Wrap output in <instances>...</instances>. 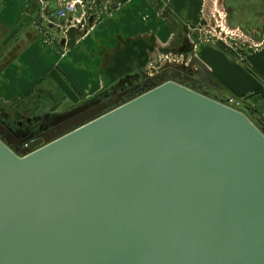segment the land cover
<instances>
[{"label": "water", "instance_id": "95a60500", "mask_svg": "<svg viewBox=\"0 0 264 264\" xmlns=\"http://www.w3.org/2000/svg\"><path fill=\"white\" fill-rule=\"evenodd\" d=\"M17 154L0 136V264H264V132L166 82Z\"/></svg>", "mask_w": 264, "mask_h": 264}, {"label": "crops", "instance_id": "0c3cea01", "mask_svg": "<svg viewBox=\"0 0 264 264\" xmlns=\"http://www.w3.org/2000/svg\"><path fill=\"white\" fill-rule=\"evenodd\" d=\"M69 1L0 0L6 33L0 102L26 109L35 105L30 96L56 102L57 90L74 102L92 98L124 72L147 68L161 49L187 35L193 56L215 82L211 96L228 98L224 86L234 96H248L252 108L264 104V49L243 55L239 47L227 50L209 39L196 24L210 0H78L75 13L59 18L58 10ZM227 4L222 0L221 7L229 10ZM228 13L235 22L229 30L238 34L242 26Z\"/></svg>", "mask_w": 264, "mask_h": 264}, {"label": "flooded vegetation", "instance_id": "af4514ba", "mask_svg": "<svg viewBox=\"0 0 264 264\" xmlns=\"http://www.w3.org/2000/svg\"><path fill=\"white\" fill-rule=\"evenodd\" d=\"M219 1L217 0V7L223 10L225 17L219 16L216 21L223 19L219 26L230 28L234 24L229 17L230 10L223 9L222 0ZM244 4L241 12L244 15L241 19L243 22L239 23L242 27L239 28L238 35L231 37L230 41L245 55L246 52L264 49V0H247ZM230 13L234 15L233 12ZM207 37L210 39L211 36ZM238 41L247 45L249 49ZM153 49L156 50V47ZM161 51L162 53L151 58L147 68H132L124 72L123 76L106 89L92 98L82 100L70 109L58 111L54 106L44 108L45 105L38 103L26 109L16 104L8 108L0 106V136L10 143L14 152L22 154L37 144H45L46 140L69 128L76 119L88 115L84 112L73 118H66L68 114L81 107H91L89 110L92 113L103 108L110 109L166 82H174L209 95L216 91L213 78L203 64L193 56L194 44L187 35L179 37L173 46Z\"/></svg>", "mask_w": 264, "mask_h": 264}, {"label": "rangeland", "instance_id": "374dc122", "mask_svg": "<svg viewBox=\"0 0 264 264\" xmlns=\"http://www.w3.org/2000/svg\"><path fill=\"white\" fill-rule=\"evenodd\" d=\"M214 13H215L214 6H213V3L210 0L209 4L207 5V8H205V14L204 15L202 14V16H201L202 19H200L198 21L196 26L198 28H202V31H203V33L205 35L211 36L210 39H213L214 41L218 42V44H220L221 46L225 47V49L231 50L230 48H233L232 45H230L231 37H228L229 35L226 32L225 33L222 32V30H221L222 27L219 26V24H221V20L219 19V21H216V19H218L219 15H217V13H215L216 15H214ZM211 32H213V33L211 34ZM215 34H219L220 36L226 38L228 40V42H226V40L224 41V39L217 38ZM5 35H6L5 30H3L0 27V55L2 53V49L6 46V44H5L6 43L5 42V38H6ZM238 43L239 44H243V43H241L239 41H238ZM244 46H245L246 49H249V47L247 45H244ZM237 51L240 52L239 50H237ZM238 57L243 59L241 56H238ZM47 84L45 83V86H48ZM222 88L226 91L227 95H229L228 98H226L224 100L227 104L229 103L230 105L240 109L241 111H243L245 113H248V112H246L247 111V106L250 107V105H248V99H249L248 96L247 97H237V96H234L233 94H231L226 88H224V87H222ZM55 95H56V99H55L56 102H53L52 100H50V98H48L46 95H44V96H42L40 98H37V99L34 98V97L32 98V96H30L29 98H31V100L34 99V101L32 103H36V104L39 103V104H43L45 106H49L50 104H54L55 105V109H57L58 111H61V110H64V109H70L73 105H75V102H77L76 104L82 102V101H80V102L79 101H75L74 102V101H71V100H66V98L60 93L59 90H57L55 92ZM261 104H260L261 107H257V106L254 107V108H256V109H258L260 111V115H257V114L251 115L250 114L251 115V119L257 125L260 124L259 120H262V123H264V110H263L264 109V104H262V105ZM0 105L1 106H5L7 108L10 106V104H6V103H3V102H0ZM21 108H23V107H21Z\"/></svg>", "mask_w": 264, "mask_h": 264}, {"label": "built area", "instance_id": "2783aa9c", "mask_svg": "<svg viewBox=\"0 0 264 264\" xmlns=\"http://www.w3.org/2000/svg\"><path fill=\"white\" fill-rule=\"evenodd\" d=\"M77 4H78V0H71V1L67 2L62 8H60V9L58 10V12H57V16H58L59 18H65V17H67L69 14H73V13H75V12L77 11ZM213 6H214V11H215V13H217V15H219L220 17L224 18V17H225V13L223 12V10H220V9L217 7V0H214V1H213ZM215 13H214V15H216ZM219 16H218V17H219ZM215 17H216V16H215ZM220 20H221V22L223 21V19H220ZM221 24H222V23H221ZM221 26H222V28H221L222 32H223V33L226 32V33L229 35L228 37H235L236 35H238V34H234L233 31L229 30V28L224 27V25H221ZM225 29H226V30H225ZM227 30H228V31H227ZM215 35H216L217 38L224 39V41L226 40V42H227V39H226V38L220 36L219 34H215ZM230 45L235 46V45L233 44V42H231V41H230ZM230 103H231V102H230ZM228 105L231 106V107H233V108H235V109H238V108H236V107L230 105L229 103H228ZM238 110H240V109H238Z\"/></svg>", "mask_w": 264, "mask_h": 264}, {"label": "trees", "instance_id": "16d2710c", "mask_svg": "<svg viewBox=\"0 0 264 264\" xmlns=\"http://www.w3.org/2000/svg\"><path fill=\"white\" fill-rule=\"evenodd\" d=\"M246 2H247V0H228L227 6H228L230 12H233L234 14H236V16H237L236 22L237 23L243 22L241 19L244 17V15H242L241 12H242V9L244 8L243 5H245L244 3H246ZM253 25H255V23ZM246 112H248L246 114L250 117V119H251V115H254V114L260 115L259 110H257L256 108H251L249 106H247ZM259 121H260L259 122L260 124L258 125V127L264 132V123H262V120H259Z\"/></svg>", "mask_w": 264, "mask_h": 264}]
</instances>
